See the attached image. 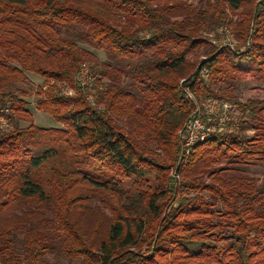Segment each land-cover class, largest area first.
Instances as JSON below:
<instances>
[{"label":"trees","instance_id":"1","mask_svg":"<svg viewBox=\"0 0 264 264\" xmlns=\"http://www.w3.org/2000/svg\"><path fill=\"white\" fill-rule=\"evenodd\" d=\"M200 4L0 0V264H264V184L228 173L264 162V101L214 90L264 83V0ZM186 89L241 110L188 159Z\"/></svg>","mask_w":264,"mask_h":264},{"label":"rangeland","instance_id":"2","mask_svg":"<svg viewBox=\"0 0 264 264\" xmlns=\"http://www.w3.org/2000/svg\"><path fill=\"white\" fill-rule=\"evenodd\" d=\"M200 1L201 0H187V3L191 6H193L194 8H199V6L201 5ZM232 19H233V21H236V17L232 16ZM229 32L230 31L227 29L225 30V28L224 29L220 28L217 31L212 32L210 34H204V37L206 36L205 39L211 43H212V40H217L219 42V41H222L225 39L224 42L222 41L218 44L220 46H222L223 48H226V47H231L229 45L232 43L233 47H231V48L233 50H238L239 45H237L238 43L236 42V40L229 35ZM87 49L91 50L90 48H87ZM241 49L244 50V48H241ZM219 50H220V48H219ZM204 51H205V49L201 48L197 52L196 55L198 56V62L202 61V59L205 57ZM95 53L100 60H105V55L102 52H96L95 51ZM189 59H190L189 61L191 63H193L195 61L192 56H190ZM204 78L208 79L207 77H204ZM84 80H86V78ZM181 85H182V82H181ZM42 86H44V81L41 78H39L37 76H32V75H30L28 77V83L25 84V86H23V85L21 86L29 94V97L27 98V100L30 103L29 105H30L31 111L33 113L34 123L37 126L43 127V128L60 127L61 125L59 123H57L55 121V119L52 118L49 114L39 112L36 108V103L38 101V98L36 97L35 93L37 92L38 88L42 87ZM218 87L219 86L215 87L214 90L215 91H219V90L224 91L225 90V92L231 94L232 95L231 97L233 99L237 100L241 104H246V103L251 102V101H264V83L254 81L250 77L242 79L239 83H236V84H228V85L223 84L220 86V88H218ZM209 99H213V98H206V97H202V96L197 98V100L199 101L198 102L199 104L207 102V100H209ZM213 100L231 102L232 104L235 105V108L227 110L225 113V115L229 118L228 124L226 125V127H227L226 130L223 131L222 133H216L213 135H217V134L223 135L225 133H231V132H229L231 130V129H229V127L233 123V121H235L234 123H237L238 125H239V123H241V110H240V108L238 107L237 104H235L234 102L229 101V100H225V99H213ZM194 107H193V111H194ZM192 115H193V112L191 113L190 118L192 117ZM186 123H185V125H186ZM185 125H184V127H185ZM23 126L26 127L27 124L22 123V127ZM184 127H183V129H184ZM235 131L236 130H233L232 133H237V131L236 132ZM181 135H182V132H181ZM204 142H199L198 144H201ZM152 147H155V145ZM170 172L172 174H174V170H172ZM228 173L231 175V177L239 176L240 174H245V175L253 178L258 183V185L264 184V162L263 163L255 162L252 164V166H250L249 169H246V170H241L238 168L237 169L236 168L235 169H229ZM152 182H153V180L151 179L149 184H151ZM205 183L208 184L209 181L205 179ZM53 257L49 256L50 260ZM60 264H76V263H69L68 260L62 259Z\"/></svg>","mask_w":264,"mask_h":264},{"label":"built area","instance_id":"3","mask_svg":"<svg viewBox=\"0 0 264 264\" xmlns=\"http://www.w3.org/2000/svg\"><path fill=\"white\" fill-rule=\"evenodd\" d=\"M224 40L222 41L224 42ZM222 41L218 42L217 40H212V43L218 48L223 49V47L218 44ZM229 46L233 47V44L231 43ZM202 60L206 61L207 58L204 57ZM87 74L88 71L83 67L81 76L79 77L81 80H84V78L87 77ZM201 74L204 77H208V72L205 69L202 70ZM183 93L185 94V97L195 106L193 115L186 123L181 135L183 152L185 153L184 157L185 159H188L193 151V148L199 142H204L213 136V134L222 133L226 130L229 118L225 115V113L227 110L235 108V105L231 102L213 99H209L207 102L199 104L197 97H195L189 90L186 89ZM69 94L71 95L72 92H69ZM234 122L235 121H233L229 127V129H231L229 132L231 133L233 130L238 131L240 129V123L238 125Z\"/></svg>","mask_w":264,"mask_h":264}]
</instances>
